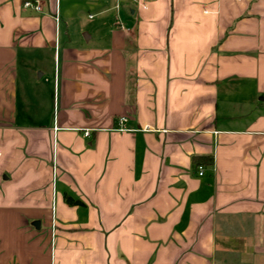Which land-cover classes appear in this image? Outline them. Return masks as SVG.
<instances>
[{
	"label": "crops",
	"instance_id": "crops-1",
	"mask_svg": "<svg viewBox=\"0 0 264 264\" xmlns=\"http://www.w3.org/2000/svg\"><path fill=\"white\" fill-rule=\"evenodd\" d=\"M0 264H264V0H0Z\"/></svg>",
	"mask_w": 264,
	"mask_h": 264
},
{
	"label": "built area",
	"instance_id": "built-area-1",
	"mask_svg": "<svg viewBox=\"0 0 264 264\" xmlns=\"http://www.w3.org/2000/svg\"><path fill=\"white\" fill-rule=\"evenodd\" d=\"M23 6H24V7L33 8V9L36 10V11L40 10V7L38 6L37 3L32 4V3L29 2V1H25V2L23 3ZM125 121H126V118H124V117H119V118L116 120V123L118 124L119 129H122L121 125H122ZM83 134H84V136H89V132H88L87 130H85V131L83 132ZM197 170H198V175L200 176V175L202 174V167H201V166H198V167H197Z\"/></svg>",
	"mask_w": 264,
	"mask_h": 264
},
{
	"label": "trees",
	"instance_id": "trees-1",
	"mask_svg": "<svg viewBox=\"0 0 264 264\" xmlns=\"http://www.w3.org/2000/svg\"><path fill=\"white\" fill-rule=\"evenodd\" d=\"M64 201L66 204L68 205H76V204H79L80 202L78 200H73L71 199L69 196L65 195L64 196Z\"/></svg>",
	"mask_w": 264,
	"mask_h": 264
},
{
	"label": "water",
	"instance_id": "water-1",
	"mask_svg": "<svg viewBox=\"0 0 264 264\" xmlns=\"http://www.w3.org/2000/svg\"><path fill=\"white\" fill-rule=\"evenodd\" d=\"M36 227H37V223H36Z\"/></svg>",
	"mask_w": 264,
	"mask_h": 264
}]
</instances>
